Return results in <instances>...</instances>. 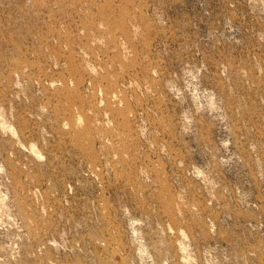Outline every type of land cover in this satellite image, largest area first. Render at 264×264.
<instances>
[{"label":"rangeland","instance_id":"374dc122","mask_svg":"<svg viewBox=\"0 0 264 264\" xmlns=\"http://www.w3.org/2000/svg\"><path fill=\"white\" fill-rule=\"evenodd\" d=\"M0 264H264V0H0Z\"/></svg>","mask_w":264,"mask_h":264}]
</instances>
